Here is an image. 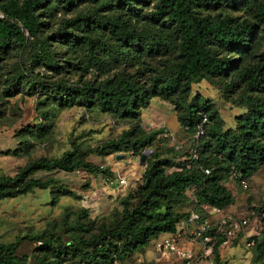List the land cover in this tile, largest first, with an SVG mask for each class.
Instances as JSON below:
<instances>
[{
    "label": "rangeland",
    "instance_id": "obj_1",
    "mask_svg": "<svg viewBox=\"0 0 264 264\" xmlns=\"http://www.w3.org/2000/svg\"><path fill=\"white\" fill-rule=\"evenodd\" d=\"M156 2L136 0L122 8L112 7L106 12L122 19L124 25L132 30L165 34L169 30L168 26L160 20L152 21L149 15ZM261 2L264 0H210L196 7L200 15L244 18L253 23L256 29L246 54H229L236 65L234 73L230 72L228 77L220 75L197 79L189 85L185 101L195 93L209 101L220 118L221 129L233 127L234 117L245 111V107L239 105L241 87L236 84L235 73L254 64L256 54L264 51V30L256 21L254 13V8ZM94 9H99V4L90 1L77 3L67 10L61 7L52 9L46 12V25L40 28L38 36H50L63 19ZM89 34L97 45L107 37V34L95 28ZM107 42L112 45L114 40L107 38ZM49 44L59 65L54 70L33 63L36 44L32 40L21 49L10 48L6 54H0V175H13L30 160L40 157L51 160L66 151L73 152L77 158L97 169L93 173L84 169L35 172L33 178L53 179L54 183L45 189H33L0 200V244L16 241L14 254L17 257L24 256L25 264H77L81 253L90 250L89 245L76 250L70 248L69 245L79 239L90 242L101 237L98 243L106 245L109 242L110 251L117 247L119 239L109 236L107 232L120 223L123 207L134 202L135 188L147 165L163 161L166 173L196 168L190 150L197 146L196 156L200 155L199 147L204 139L198 142L194 135L179 125L171 101L157 96L148 99L147 105L139 109L137 118H122L100 111L96 106L89 109L77 104L59 107L47 95L54 85L72 87L83 80H100L112 74H132L139 82L148 84L154 72L165 69L175 60L174 51L145 56L140 58L139 63L131 65L128 57L132 51L126 54L127 51L122 47L123 59L127 58V62L111 61L107 74L97 76L92 71H85L82 64L78 63L83 55L79 47L71 51L61 40H49ZM110 48H105L106 55H113ZM65 59L72 62H66ZM19 67H22V76L11 80L12 72ZM12 81L13 94L7 95L10 90L4 89ZM228 81H231L232 86L225 85ZM30 82L45 83L49 87L41 91L38 87L31 88ZM126 137H144L147 141L133 152L130 145L122 143ZM108 142L117 144L107 145ZM145 148L149 152L140 164L139 155ZM219 166H222L219 184L233 198V203L227 205L223 213L242 217L253 210L260 215L258 217H264V164L246 179L251 190L243 188L239 179L228 172L225 165ZM121 180H124L123 183ZM197 195L198 190L194 186H188L182 192H173L162 201L160 211L167 207L172 214L185 216L188 211L197 208ZM250 220L251 226L255 227L256 223L251 217ZM155 238L114 263L157 264L154 260V243L162 237ZM49 247L58 252L53 254ZM221 250L226 262L231 264H238L244 258L249 260V264H264V255L254 262V248L247 251L243 239L238 237Z\"/></svg>",
    "mask_w": 264,
    "mask_h": 264
},
{
    "label": "trees",
    "instance_id": "obj_2",
    "mask_svg": "<svg viewBox=\"0 0 264 264\" xmlns=\"http://www.w3.org/2000/svg\"><path fill=\"white\" fill-rule=\"evenodd\" d=\"M49 1L0 0L1 55L6 54L10 48L21 49L32 40L36 44L33 63L54 70L59 65L49 40H61L71 51L79 47L83 55L78 63L82 64L85 71H92L99 76L107 74L111 61L127 62V58L123 59L122 47L127 51L126 54L132 51L128 57L131 65L139 63L140 58L145 56L161 55V52L169 50L175 52V60L171 65L154 72L149 77L148 84L139 82L132 74L122 73L104 76L100 80H83L72 87L54 85L47 95L59 107L77 104L89 109L96 106L100 111L122 118H137L139 109L147 105L148 99L157 96L171 101L179 125L192 135L200 127L202 133L197 141L204 139L200 143V155L194 158L196 168L166 173L163 161L147 165L135 188L134 202L123 207L120 223L107 232L109 236L119 239L117 247L110 251L109 242L106 245L98 243L97 240L101 237L90 242L79 239L70 244V248L76 250L89 245L90 250L81 253L77 264H117L114 263L115 260L126 258L130 252L146 246L159 234L174 232L177 222L184 216L172 214L167 207L160 211L162 201L173 192H182L188 186H194L198 190L197 208L191 210L199 214L203 213L201 204L222 210L232 204V196L219 184L222 168L219 164L225 165L228 172L233 169L234 176L238 179H247L264 164V51L256 54L254 64L235 73L236 84L241 87L239 105L244 106L245 111L234 117L233 127L221 129L216 111L198 93L192 95L187 102L185 100L193 81L220 75L228 77L230 72H235L236 65L229 54L248 52L250 42L255 37L254 24L244 18L200 15L196 12L200 3L210 0H157L154 10L149 13L150 18L154 22L163 21L169 30L165 34L149 33L132 30L124 25L122 19L106 12L112 7L122 8L136 0H51V5ZM84 1L99 4V9L63 19L52 35L43 38L38 36L40 28L46 25V12L60 7L67 10ZM254 13L256 21L264 30V2L254 8ZM92 28L107 34L100 45L89 34ZM107 38H113L114 43L110 45ZM106 47H111L113 55L105 54ZM65 61L72 62L69 59ZM21 69L22 67L16 68L10 79L20 78ZM12 85L13 81L4 89L10 90L7 95L13 94ZM225 85L229 87L232 83L228 81ZM29 86L45 91L48 85L30 82ZM146 141L144 137H126L122 143L130 145L134 152L144 146ZM110 144L116 146L117 143H107ZM75 169L93 173L97 168L69 151L51 160L42 157L30 160L13 175H0V200L25 194L33 189H45L54 183L53 179L33 178L32 175L37 171L69 172ZM54 200L55 196L52 197V201ZM261 221L264 222V217ZM255 223L257 227L260 225ZM262 231L264 233V225ZM221 240V237H217L213 247L217 264H223L218 255ZM16 244V241L0 244V264H25L24 256L17 257L14 254ZM58 244L61 245L59 242ZM252 248L256 253L254 262H257L264 255V236L257 238L251 248L245 247L246 250ZM51 252L54 254L58 251L51 248Z\"/></svg>",
    "mask_w": 264,
    "mask_h": 264
},
{
    "label": "built area",
    "instance_id": "obj_3",
    "mask_svg": "<svg viewBox=\"0 0 264 264\" xmlns=\"http://www.w3.org/2000/svg\"><path fill=\"white\" fill-rule=\"evenodd\" d=\"M201 133L198 127L194 137L197 138ZM190 152L192 158H196V148H192ZM204 172L207 173V170ZM231 173L234 175L233 169ZM123 181L121 180L122 183ZM238 181L243 188L251 190L246 179ZM200 207L205 215L189 211L177 222L174 232L156 240L154 260L157 264H217L213 254L217 237L222 238L218 246H225L238 237L243 239L244 246L249 249L257 238L264 236L262 217H258L260 215L253 210L249 215L239 217L223 213L222 209L208 204H201ZM250 217L261 227H252Z\"/></svg>",
    "mask_w": 264,
    "mask_h": 264
},
{
    "label": "crops",
    "instance_id": "obj_4",
    "mask_svg": "<svg viewBox=\"0 0 264 264\" xmlns=\"http://www.w3.org/2000/svg\"><path fill=\"white\" fill-rule=\"evenodd\" d=\"M167 233H161V234H159V236H165ZM223 246H219L218 247V255H219V260H220V262L221 263H223V264H231V262H226L227 261V259H225L226 257H225V255L223 254V252H222V250H221V248H222ZM248 251V250H247ZM240 258H241V256H239ZM259 263V262H258ZM257 263V264H258ZM238 264H249V260L247 259V258H244V259H241L240 261H239V263Z\"/></svg>",
    "mask_w": 264,
    "mask_h": 264
},
{
    "label": "water",
    "instance_id": "obj_5",
    "mask_svg": "<svg viewBox=\"0 0 264 264\" xmlns=\"http://www.w3.org/2000/svg\"><path fill=\"white\" fill-rule=\"evenodd\" d=\"M148 152H149V149H144L143 152L139 155V159H138V161H139L140 164L143 163V161H144V159H145V155H146V153H148Z\"/></svg>",
    "mask_w": 264,
    "mask_h": 264
}]
</instances>
